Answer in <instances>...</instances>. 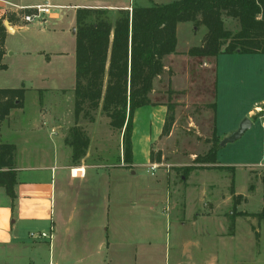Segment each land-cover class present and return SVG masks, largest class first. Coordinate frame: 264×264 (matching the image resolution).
<instances>
[{
	"label": "rangeland",
	"instance_id": "1",
	"mask_svg": "<svg viewBox=\"0 0 264 264\" xmlns=\"http://www.w3.org/2000/svg\"><path fill=\"white\" fill-rule=\"evenodd\" d=\"M90 1L95 0L86 2ZM96 1L115 4H119L117 1H123L126 4L148 7L151 4L166 5L179 0ZM53 3H56L52 5L56 7L54 12L60 14L59 20L47 19L48 22L44 25L30 24L27 25L28 30L18 31L8 37L7 45L14 55L9 54L5 59L4 63L9 69L0 74V82L4 86H12L11 88L26 89L23 104L25 110L21 114L27 121L38 114L45 105H57L56 113H63V116L65 111L66 117L61 125L64 133L68 135L76 123V11L84 7H79L81 0H52L51 4ZM225 26L233 32L239 30L238 22L230 18H225ZM206 33L204 26L196 28L192 24L181 26L179 29L176 49L180 53L179 57L165 59L168 67L155 81L152 99L156 105L173 106V113L168 111L166 119L172 114L175 116V102L184 101L189 108L181 107L179 124L172 126L171 133L160 136H157L155 127L148 133L149 107L142 108L135 133V174L131 171H118V167L114 166L124 163L120 159L123 152L122 134L110 127L109 119L101 110L93 114L94 122L89 119L80 121L79 125L94 139L92 154L86 163L103 165L99 171L110 175L111 228L101 235H68L65 247H71L73 254L80 255L81 247H99L101 244L100 247H110L103 255L105 264H174L175 258L181 253L187 258L193 257L196 264H207L211 256L222 258V253L212 251L211 247L217 246L214 234L221 230L218 225L223 223L226 227L227 223H230L227 220V211L233 207L230 205L228 209L223 208L218 212L220 219H215L218 225L211 223V220H206L207 215H210L209 208L201 204L203 197L208 198L207 192L210 193L213 189L214 193L225 195L228 190L234 189L247 198V202L243 203L246 210H262L264 55L222 54L216 60L209 59L211 64L207 66L206 72H199L203 61L192 59L189 65L182 53L200 46ZM188 69L192 75L191 79L196 83L181 93L173 91L171 78L174 70L183 78L176 79L175 86L178 88L188 85L183 76ZM214 103L215 109L212 107ZM203 112H208L211 117L208 116L205 120ZM189 116L197 120L200 132L190 128ZM245 119L250 120L252 127L243 137L224 147L220 146L217 160L225 170L209 168V171H205L206 168L195 164L197 156L204 157L208 154L215 140V133L221 143L236 132ZM212 125L217 129L215 133L211 130ZM50 131V127L41 129L43 135H49ZM4 133L7 137L12 135L8 126L4 128ZM150 135V140L145 146L147 136ZM141 139L144 143L142 151L138 148ZM145 147L150 151L152 161L161 162V165H145ZM153 166L156 170H152ZM163 166L170 171V179ZM185 167L194 169L187 173ZM230 167L233 170H229ZM195 173L197 174L192 177ZM243 196L236 198L233 218L238 215L236 207L242 204ZM133 203L137 206H132ZM58 238L61 240L62 237ZM59 239L56 241L59 242ZM25 247H49V244L27 238ZM59 247H64V244L59 243ZM30 254L29 249L23 250L15 257L9 254L7 259L10 264H31ZM38 255L40 259L36 264H49L47 249H40ZM263 257L264 252L261 255L264 260ZM229 258L231 264L237 263L235 254ZM53 264L62 263L54 259Z\"/></svg>",
	"mask_w": 264,
	"mask_h": 264
},
{
	"label": "crops",
	"instance_id": "2",
	"mask_svg": "<svg viewBox=\"0 0 264 264\" xmlns=\"http://www.w3.org/2000/svg\"><path fill=\"white\" fill-rule=\"evenodd\" d=\"M51 1L52 0H0V11L2 10V13H5L6 11H4V9H10L4 4L5 2L21 7L56 4H51ZM86 1L87 0H81L79 7L128 10L134 6L131 3L126 4L123 1H117L119 4H115L114 2L99 3L96 0L93 2ZM55 16H57L55 19L49 17H47V19L59 20L60 14ZM3 18H6L7 21H9L8 19L12 21L10 25L13 28V32H8L7 39L11 34H15L21 30H28L27 24L23 23L21 19L17 18L15 14L11 12H7ZM47 22L48 20L46 23ZM189 24L191 23L178 25L177 33L181 26H188ZM7 39L5 45L7 54L4 57V61L9 54L10 56L14 55L12 49L7 45ZM187 52H183L182 57L187 58L186 61H188L190 65L192 59L186 55ZM40 53L43 52L40 51ZM179 54L180 53L177 51L176 54L171 55L172 57L167 58H178ZM209 64H211L209 59L204 60L203 64L198 69L199 72H206V68ZM6 66L7 69L0 71V74L4 71H8L9 66ZM167 67L168 66L165 64V69ZM183 76L188 85L176 88V79L183 80V78L174 70V74L171 78L173 91L181 93L185 91L187 87L196 83L191 79L192 75L189 69ZM11 87L12 86H4V84L2 85L0 82V89H15ZM24 90L26 92V89ZM175 103L176 109L173 126L176 127L181 119V107L184 106L185 108H189V105L184 101ZM56 107L57 105H45L43 108L40 107L41 110L38 114L34 115L29 121L25 120L24 115L21 114V112H24L25 107L14 108L1 125L0 143L13 144L16 147L15 167L18 184L15 187L17 199L14 205L12 199L7 195L6 190L0 187V261L2 260L0 264H10L9 259H7L9 254L15 257L19 252L23 250L27 251L28 249L31 252V257L29 258L31 264L39 263L40 256L38 252L40 249H47L49 253V264H53L54 259H57L62 264H105L103 255L105 250H109L110 247H106L105 245L100 247L101 244L99 247H81V249H79L82 250L80 255L73 254L71 247H65V244L68 242V235L74 233H83L85 235L97 233L101 235L110 230L111 213L109 204L111 179L110 175L102 174L99 171V169L104 167L103 165H90L86 163L91 157L92 147L94 146V139L90 136V146L86 157L79 165L73 164L72 149L66 144L68 135L64 133L61 125L63 120H65L66 112L64 111V116L63 113L57 114L55 110ZM148 107L150 112L147 123L148 133H151L155 127L157 129V136H160L163 134L164 125L167 120L168 107L166 105ZM257 109L259 110L260 108ZM141 110L142 108L136 112L134 118L133 164L131 166H127L125 163L122 165L121 163L115 164L114 166L118 167V171H131L133 174L136 173L134 171L136 165L135 133ZM202 116H204L205 120L208 119V116L211 117L208 112H205V114L203 112ZM188 119L190 128L200 132L197 120L192 116H189ZM67 122L69 123V121ZM210 122L211 120L208 123ZM6 126L11 129L12 135L9 137L4 133V128ZM42 127H50V134L43 135L41 132ZM208 129H210V127ZM211 130L213 133L217 131L216 128H213V125ZM150 137L151 135L147 136L145 146H147ZM141 141L142 139L138 144V148L142 151L144 143ZM145 151L147 159V164L145 165L158 166L162 164L161 162L152 161L150 151H147L146 147ZM120 159L123 162V152ZM163 168L166 169L164 166ZM205 171L209 170L206 169ZM166 173L170 179V171L168 169H166ZM196 174L197 173L193 174L192 177ZM228 191L229 192L224 195L218 194V192L214 193L212 189L210 193L207 192L208 198L203 197L201 201V204L208 207L210 212L207 218L204 216L202 217L204 219L206 218V220H211V223H214L216 218L220 219V215H218L219 211L221 212L223 208L228 209L230 205L233 206L227 211L229 215V219L227 220H229L230 223H227L226 227L223 223L218 225L217 222H215L216 225L220 226L221 230L216 231L217 233L214 234L217 239V246L211 248L212 251L221 252L222 258L211 256V260L207 262V264H231V262H229V257L234 254L237 258L236 264H264V260L261 259L262 252H264V218L258 217V215L263 213L264 206L259 212H250L244 207V204L247 202L246 197L238 194L236 190H234V194L231 192L232 190ZM238 196H243L244 199L242 204L237 205L238 215L236 218H233L234 205L236 206L237 204L236 198ZM132 206L136 207L137 204L133 203ZM239 213H246L248 215L242 216ZM51 227L55 228L52 246L25 247L30 233H48ZM228 228H230V230H228ZM58 236L62 237L61 240ZM58 239L59 242L56 241ZM45 242L48 243L47 241ZM59 243L60 245L64 244V247H59ZM57 245L58 247H56ZM183 254L181 253L175 258L174 264H196L193 257L187 258Z\"/></svg>",
	"mask_w": 264,
	"mask_h": 264
},
{
	"label": "trees",
	"instance_id": "3",
	"mask_svg": "<svg viewBox=\"0 0 264 264\" xmlns=\"http://www.w3.org/2000/svg\"><path fill=\"white\" fill-rule=\"evenodd\" d=\"M225 18L237 21L239 30L227 29ZM5 19L0 18V71L7 69ZM183 23L207 29L201 45L187 52L191 59L216 60L222 54L264 55V0H179L148 7L134 5L132 11L77 9L76 123L66 138L74 165L82 162L90 146V137L79 123L82 119L94 122L93 114L99 110L109 119L110 127L122 134L124 163L133 164L135 114L141 108L156 106L152 99L154 82L166 70L165 59L177 52V29ZM24 95V89H0V129L11 110L23 107ZM212 107L216 108L215 103ZM172 109V105L168 107L173 113ZM173 123L172 114L166 120L163 134L170 133ZM214 136L208 154L197 156L195 164L225 170L218 165L220 138L216 133ZM15 157V145L0 143V187L6 190L13 205L18 184ZM193 169L185 167L184 170L190 173ZM258 217L264 218V211Z\"/></svg>",
	"mask_w": 264,
	"mask_h": 264
},
{
	"label": "built area",
	"instance_id": "4",
	"mask_svg": "<svg viewBox=\"0 0 264 264\" xmlns=\"http://www.w3.org/2000/svg\"><path fill=\"white\" fill-rule=\"evenodd\" d=\"M7 5L10 9L5 10V13H2V10L0 11V18H3L7 12H11L15 14V16L23 21V23L30 25L34 23H38L40 25H43L46 23L47 17L51 19H55V15L58 13L54 12L56 9L55 6L46 4V5H38V6H31V7H21L17 6L11 3H4ZM129 11H132V8L128 9ZM152 170H156V167L153 166ZM54 233H55V228L51 227L50 231L48 233L45 232H32L29 234V238L32 241H47L50 246L53 245L54 241ZM52 264V263H50Z\"/></svg>",
	"mask_w": 264,
	"mask_h": 264
},
{
	"label": "water",
	"instance_id": "5",
	"mask_svg": "<svg viewBox=\"0 0 264 264\" xmlns=\"http://www.w3.org/2000/svg\"><path fill=\"white\" fill-rule=\"evenodd\" d=\"M4 25L7 29L8 32L12 33V27L10 25L9 21H4ZM74 34H76V28L74 29ZM252 127V123L250 122L249 119H245L242 124L240 125L239 129L234 132L231 136L227 137L224 139L221 143L220 146L224 147L229 143H234L237 140L241 139L243 135L246 133L247 130H249Z\"/></svg>",
	"mask_w": 264,
	"mask_h": 264
},
{
	"label": "bare ground",
	"instance_id": "6",
	"mask_svg": "<svg viewBox=\"0 0 264 264\" xmlns=\"http://www.w3.org/2000/svg\"><path fill=\"white\" fill-rule=\"evenodd\" d=\"M12 32H13V28H12Z\"/></svg>",
	"mask_w": 264,
	"mask_h": 264
}]
</instances>
